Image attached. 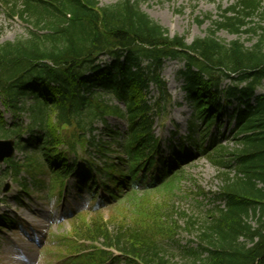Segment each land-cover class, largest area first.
Masks as SVG:
<instances>
[{
	"label": "trees",
	"instance_id": "1",
	"mask_svg": "<svg viewBox=\"0 0 264 264\" xmlns=\"http://www.w3.org/2000/svg\"><path fill=\"white\" fill-rule=\"evenodd\" d=\"M140 3L119 0L100 7L98 0H0L8 16L30 29L0 45L2 104L14 116L25 111L30 122L11 127L0 112V138L15 136L19 148L30 151L23 163L10 160L8 173L15 181L22 179V170L49 173L61 183L72 172L62 146L74 151L75 143L85 144L97 120L107 124L104 117L116 115L128 127L118 147L120 157L97 171L106 178L103 188L114 201L127 198L121 208L127 215L120 211L108 219L101 213L76 219L64 251L86 252L70 264H105L112 248L127 264H171L165 243L174 242L181 230L195 232L198 239L195 249L184 251L189 264H264V94H256L264 86V27L255 21L264 18V0H234L206 35L189 45L184 36L169 37ZM220 31L235 39L220 41ZM100 55L111 62L100 65ZM167 59L184 62L183 91L206 132L233 106L228 125L234 147L219 146L209 155L211 160L217 156L223 169L216 176L220 187L215 197L223 207L211 209L201 224L179 213L187 218L184 228L172 220L178 214L172 190L183 173L171 167L165 175L151 176L159 151L152 110L160 113L168 103L161 78ZM225 80L230 85L221 90ZM151 85L160 94L153 104L146 100ZM28 100L30 108L21 111L17 105ZM113 100L125 111L112 105ZM24 130L29 133L25 145L20 139ZM89 143L105 157L104 144L94 138ZM82 178L94 185L89 174Z\"/></svg>",
	"mask_w": 264,
	"mask_h": 264
},
{
	"label": "rangeland",
	"instance_id": "2",
	"mask_svg": "<svg viewBox=\"0 0 264 264\" xmlns=\"http://www.w3.org/2000/svg\"><path fill=\"white\" fill-rule=\"evenodd\" d=\"M98 1L100 7H105L113 5L119 0ZM233 4L234 0H143L140 9L165 29L169 37L184 36L187 44H190L195 38L204 37L211 27L212 21L216 20L224 10ZM206 18H210V20L205 21ZM255 21L259 26L264 27V18L263 20L256 18ZM26 33L27 28L23 22L9 18L8 11L0 9V44L14 41ZM217 38L224 43H228L234 40L235 36L221 31L217 34ZM245 38L243 37L244 42L247 41ZM246 46H250V43L246 42ZM99 61L104 64L109 60L106 57H100ZM182 68L183 63L180 61L168 60L165 62L161 77L166 83L167 92L171 100L161 113L153 116V132L161 142L163 158L166 161L170 162L172 153L177 152L179 149H183L186 154L193 155L190 161L181 168L185 172V178L182 179L179 185L178 198L174 202L178 214L172 220L178 221L180 227H184L187 221L186 217L181 218L179 216L181 212H185L188 217L192 216L197 219L198 224H201L207 218V212L213 204L211 202L212 196L217 192L219 186V181L216 180L218 166L209 160L206 155L197 153V147L184 143L187 136L191 133L189 126L191 125L192 117L190 119V115L192 110L186 103L185 95L181 89L183 81L179 72ZM149 92L147 99L153 103L158 95L157 90L155 87H151ZM258 93H264V87L258 89ZM1 100L2 97L0 95V111L4 120L8 124L16 121V119H13V110L4 107ZM112 104H118L122 110L124 109L123 105L114 100ZM231 113L230 107L228 108V113L222 118L224 125L220 133L218 134L216 127L213 126L207 133V139L209 136H213L217 141H220L219 144L228 148L234 147L231 139L227 138L230 135L226 124ZM22 120L27 122L25 117ZM107 123L110 130L120 132L121 135L117 137V141L121 140L122 134L126 132L127 128L125 120L110 116L107 118ZM96 126L99 130L103 129L101 124ZM95 134L101 137L104 142L110 140V137L106 134L104 135L101 131ZM221 134L225 135L224 139H221ZM202 135L203 133H199L198 130L193 133V137H198V139ZM107 146L111 150H117L115 144ZM78 154L82 158L87 157L83 150H78ZM24 156V152L17 151L14 158L16 161H22ZM109 156L110 158H115L117 153L113 152ZM83 163L79 162L81 169ZM5 166L6 164H0V170L3 171L0 174V186L9 184L10 188L8 193L5 194L6 196L4 195L3 202L6 208L0 209V215L2 213L8 214L15 225L0 232V264H58L47 249L48 238L51 235L59 236L70 233L72 228L70 213H89V211L93 210L92 208L96 204L93 205L89 201L90 192L83 182H80L79 188L76 185L77 181L75 178L68 179L66 193L64 194L57 187L51 188L49 176L38 177L43 184L48 186L50 191V194H48L46 188L36 186L34 180L22 174L21 176H25L23 182L28 188H31V193L26 195L20 191L18 185L14 184L12 178L6 176ZM198 188L202 191V196L194 194ZM2 196L0 194V197ZM99 196H102L101 200ZM104 198L105 196L102 192H99L98 197L95 199L96 201L100 200L99 204L102 203V205L98 204L102 214L105 217L113 214L120 216L121 208H125L127 204L124 207L122 205L127 201L110 205L103 201ZM130 210L132 211V209ZM121 212L123 215H127L126 211ZM86 216L94 217V214H87ZM12 228H15V230ZM195 235L194 232L189 233L182 230L179 231L175 243H166L168 244L165 247L167 250L166 255L171 264H189L188 256L184 254V250L186 248H196L197 239ZM19 252L23 253L26 260L18 256ZM115 264H126V262L121 261Z\"/></svg>",
	"mask_w": 264,
	"mask_h": 264
},
{
	"label": "water",
	"instance_id": "3",
	"mask_svg": "<svg viewBox=\"0 0 264 264\" xmlns=\"http://www.w3.org/2000/svg\"><path fill=\"white\" fill-rule=\"evenodd\" d=\"M13 151L12 141H0V162H2L5 158L11 157Z\"/></svg>",
	"mask_w": 264,
	"mask_h": 264
}]
</instances>
